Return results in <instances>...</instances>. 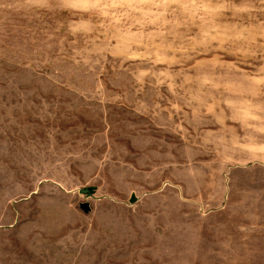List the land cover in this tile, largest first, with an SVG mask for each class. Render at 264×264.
Listing matches in <instances>:
<instances>
[{
  "label": "rangeland",
  "instance_id": "1",
  "mask_svg": "<svg viewBox=\"0 0 264 264\" xmlns=\"http://www.w3.org/2000/svg\"><path fill=\"white\" fill-rule=\"evenodd\" d=\"M253 185L264 0H0V264H242Z\"/></svg>",
  "mask_w": 264,
  "mask_h": 264
},
{
  "label": "crops",
  "instance_id": "2",
  "mask_svg": "<svg viewBox=\"0 0 264 264\" xmlns=\"http://www.w3.org/2000/svg\"><path fill=\"white\" fill-rule=\"evenodd\" d=\"M253 173L255 171L252 170V176H256ZM250 204L252 205V217L245 219H248V224L252 226L241 228L242 231H248L247 238L235 239L230 250L245 258L242 264H264V186H252Z\"/></svg>",
  "mask_w": 264,
  "mask_h": 264
},
{
  "label": "water",
  "instance_id": "3",
  "mask_svg": "<svg viewBox=\"0 0 264 264\" xmlns=\"http://www.w3.org/2000/svg\"><path fill=\"white\" fill-rule=\"evenodd\" d=\"M132 200H134V197L132 198Z\"/></svg>",
  "mask_w": 264,
  "mask_h": 264
}]
</instances>
